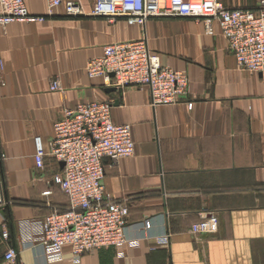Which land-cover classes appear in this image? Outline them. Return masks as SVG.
<instances>
[{"label": "crops", "instance_id": "1", "mask_svg": "<svg viewBox=\"0 0 264 264\" xmlns=\"http://www.w3.org/2000/svg\"><path fill=\"white\" fill-rule=\"evenodd\" d=\"M81 4L85 16L59 7L42 23L0 27V264L9 248L23 264H45L39 222L67 200L53 183L60 164L48 156L36 167L34 139L49 153L54 123L93 101L110 102L113 123L131 126L134 155L104 162L102 183L128 206L127 235L137 245L88 252L80 264H264V73L237 67L217 25L208 35L203 20L156 18L143 29L90 16L92 0ZM26 6L46 13L41 0ZM143 37L162 65L187 75L180 104L153 108L146 87L113 91L87 75L106 45ZM54 80L62 92L49 90ZM205 216L206 233L193 235ZM62 255L60 264H71L69 247Z\"/></svg>", "mask_w": 264, "mask_h": 264}, {"label": "built area", "instance_id": "2", "mask_svg": "<svg viewBox=\"0 0 264 264\" xmlns=\"http://www.w3.org/2000/svg\"><path fill=\"white\" fill-rule=\"evenodd\" d=\"M28 1L0 0V27L42 23L53 17L59 7L64 8L67 17L86 15L81 0H41L46 4L42 16L28 12ZM89 15L110 22L124 19L129 26L143 29L148 20L156 18L203 20L208 35H213V25L220 28L239 69L264 73V0H258L254 9H229L217 0H92ZM85 71L90 78H99L105 87L115 90L146 87L153 108L180 104L190 93L187 75L162 65L159 56L148 47L146 37L106 45L100 57L88 61ZM49 90L63 91L57 80L51 82ZM187 108L191 110L192 103ZM34 146L37 168L44 166L48 156L64 165L53 183L66 197L67 207L39 222L45 264L63 262L65 247L70 248L71 264H80L85 253L137 245L127 235L128 206L112 200L102 183L105 160L116 165L134 155L131 126L113 123L110 102L81 103L74 110H66L62 119L54 123L49 153L45 152L41 137H35ZM5 205L0 184V209ZM206 216L192 225L193 235L206 233ZM2 238L9 239L6 227ZM4 262L23 264L13 248L4 253Z\"/></svg>", "mask_w": 264, "mask_h": 264}, {"label": "water", "instance_id": "3", "mask_svg": "<svg viewBox=\"0 0 264 264\" xmlns=\"http://www.w3.org/2000/svg\"><path fill=\"white\" fill-rule=\"evenodd\" d=\"M113 91H114V89H113ZM104 162H106V160ZM60 166H61V168H63V166H64L63 163H61Z\"/></svg>", "mask_w": 264, "mask_h": 264}]
</instances>
